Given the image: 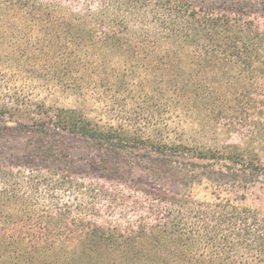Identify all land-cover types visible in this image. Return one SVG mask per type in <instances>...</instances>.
<instances>
[{
  "label": "trees",
  "instance_id": "obj_1",
  "mask_svg": "<svg viewBox=\"0 0 264 264\" xmlns=\"http://www.w3.org/2000/svg\"><path fill=\"white\" fill-rule=\"evenodd\" d=\"M262 18L259 1L0 0V134L30 140L0 160V264H264V208L249 198L264 191L263 153L191 147L156 113L144 137L3 95L57 82L116 105L142 79L167 107L160 86L189 100L195 84L196 97L234 101V127L259 138Z\"/></svg>",
  "mask_w": 264,
  "mask_h": 264
},
{
  "label": "rangeland",
  "instance_id": "obj_2",
  "mask_svg": "<svg viewBox=\"0 0 264 264\" xmlns=\"http://www.w3.org/2000/svg\"><path fill=\"white\" fill-rule=\"evenodd\" d=\"M244 1H259L262 5L264 4V0ZM260 22L264 24V18ZM141 81L144 80L141 79L138 82L128 81L126 85L128 90L120 93L121 100L116 105L110 101H100L98 95H95L92 91H86L84 97L74 96L72 92L64 88V85L57 82L53 83L51 88L48 89L40 81L32 83L19 81L4 89L3 95L9 96L11 99L18 95L24 101L23 106L20 107L22 111L31 112L35 105L42 103L50 106L53 111L63 108L77 109L84 112L102 127L123 128L129 134L144 137L151 134L149 123L152 124L151 118L156 113L154 119L160 121V123L162 121L168 123L173 139L178 138L191 147L206 151H225L226 155L229 151L239 148L244 150L247 155L248 153L252 156L259 155V153L264 155V133H262L263 136L252 139L248 129L240 128L241 132H238L234 127L233 119H231L233 118L231 115L235 106L234 101H229L223 107L219 103L214 104L213 101L202 98L200 94L196 97V94L200 91L195 84L187 86V89L192 93L189 100L181 98L179 95H173L166 87L160 86L159 90L162 92V98L164 100L167 97L172 98V101L170 100L172 104L166 107L167 103H163L161 98H154L155 86L148 83L143 86L144 84ZM230 82L227 83V79L221 81L222 88L219 90H226V85ZM115 91H118L117 88ZM143 101L151 102L152 107L149 115L144 114L146 105ZM224 101H227V98L224 97ZM223 108L226 111L223 114L225 119L218 120L217 114ZM256 122L261 123L258 120ZM243 123H247V121H243ZM259 126L258 128H262L261 124ZM29 143L28 136H22L18 133L11 136L0 134V160H5L8 163L14 161ZM75 147L71 150L74 158L78 159L80 156L86 155L83 152V146L77 145ZM249 198L254 201V204L264 208V191L258 189L256 192L250 193ZM73 250L81 256L89 251V246L82 242Z\"/></svg>",
  "mask_w": 264,
  "mask_h": 264
}]
</instances>
